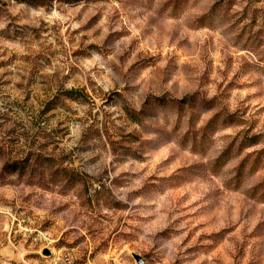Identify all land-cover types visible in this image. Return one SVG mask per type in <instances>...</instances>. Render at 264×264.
<instances>
[{
	"label": "rangeland",
	"instance_id": "obj_1",
	"mask_svg": "<svg viewBox=\"0 0 264 264\" xmlns=\"http://www.w3.org/2000/svg\"><path fill=\"white\" fill-rule=\"evenodd\" d=\"M134 257L264 264V0H0V264Z\"/></svg>",
	"mask_w": 264,
	"mask_h": 264
},
{
	"label": "trees",
	"instance_id": "obj_2",
	"mask_svg": "<svg viewBox=\"0 0 264 264\" xmlns=\"http://www.w3.org/2000/svg\"><path fill=\"white\" fill-rule=\"evenodd\" d=\"M193 99V98H192ZM185 102V100H182V101H179V102H174L175 104H180V103H184ZM181 117H182V115H178V121L181 119ZM187 120H188V122H189V124H191V123H193L194 122V118H193V116L192 115H190V114H188V117H187ZM215 121V118H214V120L211 122V123H213ZM200 148V147H199Z\"/></svg>",
	"mask_w": 264,
	"mask_h": 264
},
{
	"label": "water",
	"instance_id": "obj_3",
	"mask_svg": "<svg viewBox=\"0 0 264 264\" xmlns=\"http://www.w3.org/2000/svg\"><path fill=\"white\" fill-rule=\"evenodd\" d=\"M46 254V251L44 252ZM137 264H142V260H140L138 257H134Z\"/></svg>",
	"mask_w": 264,
	"mask_h": 264
}]
</instances>
